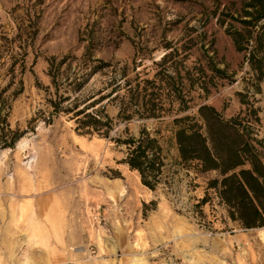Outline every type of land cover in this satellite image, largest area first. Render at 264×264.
Here are the masks:
<instances>
[{
  "label": "rangeland",
  "instance_id": "rangeland-1",
  "mask_svg": "<svg viewBox=\"0 0 264 264\" xmlns=\"http://www.w3.org/2000/svg\"><path fill=\"white\" fill-rule=\"evenodd\" d=\"M199 3L210 0H0V84L6 80L7 53L26 51L23 90L11 100L7 117L21 134L12 146L0 144V264H27L13 257L16 242L41 240L45 232L65 235L75 224L86 238L64 242L68 256L48 264H264V226H239L211 189L197 204L214 172L194 175L170 164L175 149L164 140L169 117L120 120L108 101L104 108L114 123L107 137L77 132L67 114L44 121L50 109L41 89L48 83L47 57L78 54L86 44L95 56L119 66L129 64L138 49L145 55L141 61L135 57L136 69L144 67L148 75L151 58L163 51L164 35H184L185 22L201 28ZM204 28L214 37L217 55L235 69L240 54L223 28L213 19ZM219 82L206 98L192 91L190 108L180 114L193 113L200 101L225 116L234 113L239 81ZM256 96L264 142V89ZM141 127L160 129L167 147L162 180L169 186L161 181L148 188L121 161L123 146L111 137L124 136V129L136 134Z\"/></svg>",
  "mask_w": 264,
  "mask_h": 264
},
{
  "label": "trees",
  "instance_id": "trees-1",
  "mask_svg": "<svg viewBox=\"0 0 264 264\" xmlns=\"http://www.w3.org/2000/svg\"><path fill=\"white\" fill-rule=\"evenodd\" d=\"M199 5L201 28L186 26L185 22L184 35H164L163 51L157 59L151 58L152 72L148 75L144 67L136 69L140 62L136 63L135 57L141 61L145 55L138 49L133 50L129 64L119 66L95 56L86 44L78 54L47 57L48 83L41 89L50 109L44 121L50 122L59 113L67 114L77 132L107 137L114 123L104 108L108 101L116 105L120 120H160L167 116L169 135L164 140L175 149L169 157L170 164L194 175L214 172L205 181L197 204L207 199L211 189L224 204L229 219L239 226H264V142L258 134L260 106L256 96L264 89V0H210L207 5ZM180 19L179 16L175 21ZM210 19L223 28L240 54L235 69L217 55L214 37L204 28ZM25 53L8 52V62L3 64L6 80L0 84L2 146H12L21 134L10 127L7 117L11 100L23 90L20 75ZM238 70L241 73L235 78ZM94 75L97 77L93 80ZM237 79L240 85L234 93L239 106L231 115L225 116L221 109L202 101L193 113L180 114L190 108L192 91L206 98L219 80ZM95 82L99 85L95 86ZM159 131L141 127L131 134L124 129V136L111 137L116 145L123 146L121 161L135 169L141 183L150 189L161 181L169 186L162 180L167 147Z\"/></svg>",
  "mask_w": 264,
  "mask_h": 264
},
{
  "label": "crops",
  "instance_id": "crops-1",
  "mask_svg": "<svg viewBox=\"0 0 264 264\" xmlns=\"http://www.w3.org/2000/svg\"><path fill=\"white\" fill-rule=\"evenodd\" d=\"M68 233L63 235V231L55 234L51 232H45L43 238H28L24 237L23 241L16 242L15 260H21L25 258L27 264H48V261L62 260L68 256V248L63 244H78L82 243L86 238L84 230H81L78 224L71 227ZM11 256V254H10ZM14 264V263H13Z\"/></svg>",
  "mask_w": 264,
  "mask_h": 264
},
{
  "label": "built area",
  "instance_id": "built-area-1",
  "mask_svg": "<svg viewBox=\"0 0 264 264\" xmlns=\"http://www.w3.org/2000/svg\"><path fill=\"white\" fill-rule=\"evenodd\" d=\"M95 220H96L97 222H99V220H100V218H99V216H98V212H97V214H96Z\"/></svg>",
  "mask_w": 264,
  "mask_h": 264
}]
</instances>
